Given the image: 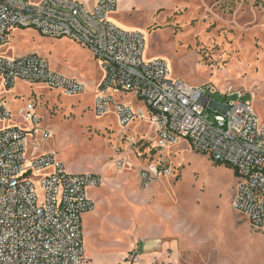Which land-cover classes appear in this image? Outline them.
I'll list each match as a JSON object with an SVG mask.
<instances>
[{
  "label": "rangeland",
  "instance_id": "rangeland-1",
  "mask_svg": "<svg viewBox=\"0 0 264 264\" xmlns=\"http://www.w3.org/2000/svg\"><path fill=\"white\" fill-rule=\"evenodd\" d=\"M79 1L92 11L101 0ZM116 1L111 21L146 36L147 61H168L172 79L192 87L213 86L218 90L215 101L225 103L222 94H244L264 122V0ZM5 51L14 57L37 54L52 71L88 85L102 76L100 63L87 49L34 29H17ZM0 100L16 121L22 107L35 103L41 120L37 134L29 135L31 143L38 144L35 155L53 154L71 174L100 177L98 197L107 196L104 186H123V175L129 176V185L139 183L147 194L146 207L137 208L131 196L128 214L127 206L99 203L100 216L112 215L120 229L119 250L136 246L141 254L164 253L159 264H264V232L233 208L238 178L232 168L197 153L187 142L159 150L148 123L136 121L123 130L113 113L97 117L93 94L66 97L44 85L18 82L10 90L0 84ZM214 117L212 113V121ZM46 132L48 140L43 139ZM153 164L172 169L174 176L145 186L143 171ZM85 217L87 263L94 261L97 248L99 259L114 264V245L92 230L97 232L101 221L92 219L89 225Z\"/></svg>",
  "mask_w": 264,
  "mask_h": 264
},
{
  "label": "built area",
  "instance_id": "built-area-1",
  "mask_svg": "<svg viewBox=\"0 0 264 264\" xmlns=\"http://www.w3.org/2000/svg\"><path fill=\"white\" fill-rule=\"evenodd\" d=\"M117 9L116 0H101L92 11L79 0H0V84L6 90L18 82L40 84L66 97L83 95V82L52 71L45 58L5 51L17 29L78 43L101 65L97 117L113 113L123 130L136 121L148 123L159 150L187 142L232 168L238 178L233 208L264 232V122L244 94H222L226 102L215 101L213 86L192 87L172 79L168 61H147L146 36L117 27L111 21ZM36 109L28 102L16 121L0 100V264H88L83 217L95 210L88 191L102 179L69 173L53 154L35 155L38 144L29 135L41 124ZM173 176L172 169L153 164L141 178L148 186Z\"/></svg>",
  "mask_w": 264,
  "mask_h": 264
},
{
  "label": "crops",
  "instance_id": "crops-1",
  "mask_svg": "<svg viewBox=\"0 0 264 264\" xmlns=\"http://www.w3.org/2000/svg\"><path fill=\"white\" fill-rule=\"evenodd\" d=\"M91 6H93V5H91ZM102 79H103V74L99 80L94 81V83L91 85H88L85 82H83L86 86L85 93L93 94L94 97L96 98L98 86L100 85ZM72 173L74 174V172H72ZM74 175H77V174H74ZM122 177H123V179H122L123 186L118 187L116 190H113V186H104L103 187L104 188L103 190H105V192L107 194L105 199L102 196L103 193L100 195L101 198L96 195V193H98V188L90 189L88 191V197L95 204V210L91 213L86 214L85 218H87V224L91 225L92 219H95L97 221H101L102 224L100 225V229L97 232L95 231L94 228H92V230L94 231V233H97L98 237H100V238L103 235L104 242L107 240L108 242H111V244L114 245L115 249L112 251V256L115 257L114 264H159L158 262H159V260H162L164 253L162 254V253L157 252V251H152V252L147 253V254H144V253L141 254V251L139 249H137L136 246H133V247L127 248V249H123V250H119L117 248L118 245H121V243L119 242V238H120L119 234H117V229H119V228H117V226L114 222L113 216L109 215V214L105 215L104 217L100 216V205H99V203H103V204L104 203H107V204L113 203V206L119 205L120 207L127 206V210H125V211L128 214V210H129L128 205H129V202L131 200V197L132 198L136 197L137 208L144 207V206L146 207L147 202H146L145 196L147 194L145 193V196H144V192L139 188V185H138L139 183L135 184V185H132V184L129 185V182H130L129 178H128L129 176L123 175ZM108 180H109L108 183L113 184L115 178L114 179H108ZM115 185H117L116 181H115ZM108 187H110V188H108ZM134 194H135V196H134ZM118 199H120L121 201L119 203H116L115 201ZM84 223H85V221H84V217H83V237H84V245H85V235H86L88 230L85 228ZM103 225H104V229H103ZM149 225H151V224H149ZM101 233H102V235H101ZM103 240L99 239V243L100 242L102 243ZM133 250H137L136 252H138L137 253L138 261L136 263L127 262V259L129 257V253ZM93 253H94V255H93L94 261H91V262L89 261V264H105L101 259H99L100 258L99 250L97 248H95V250H93ZM163 263H167V262H163ZM163 263H161V264H163Z\"/></svg>",
  "mask_w": 264,
  "mask_h": 264
},
{
  "label": "trees",
  "instance_id": "trees-1",
  "mask_svg": "<svg viewBox=\"0 0 264 264\" xmlns=\"http://www.w3.org/2000/svg\"><path fill=\"white\" fill-rule=\"evenodd\" d=\"M224 98H226V97H224ZM219 165H221V164H219Z\"/></svg>",
  "mask_w": 264,
  "mask_h": 264
}]
</instances>
